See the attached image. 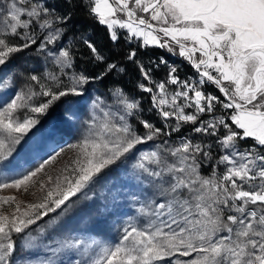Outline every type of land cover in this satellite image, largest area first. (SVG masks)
Listing matches in <instances>:
<instances>
[{"label": "snow or ice", "instance_id": "1", "mask_svg": "<svg viewBox=\"0 0 264 264\" xmlns=\"http://www.w3.org/2000/svg\"><path fill=\"white\" fill-rule=\"evenodd\" d=\"M68 2L71 7L72 0ZM0 3V66H6L14 54L37 45L34 26L52 28L53 20L49 17L55 10L38 0ZM88 11L107 27L113 42L119 39L115 30L118 26L126 30V41L142 38V46L164 48L190 63L198 77L195 82L181 81L175 66L168 69L166 83L179 85L181 91L168 93L164 82L155 85L159 96L153 94V87L143 83L138 87L153 94L151 101L157 115L177 122L173 131L179 132L181 124H190L195 133L212 137L219 133L222 138L218 137V142L228 154L218 161L224 166L223 172L217 176L213 171L210 177L199 173L197 162L200 157L207 159L210 152L192 139L185 138L179 147L168 150V155L175 158L171 163L157 152L142 156L137 169L152 178L158 194L165 198L148 213L154 219L143 228L129 224L119 242L112 246L102 245L96 239H76L61 248L82 249V255H87L96 246L99 251L95 258L83 264H264V0H88ZM138 12L147 14L148 19L137 15ZM118 14L126 18H118ZM70 18L57 15L56 21L66 25ZM61 35L60 28L48 33L39 49H46ZM83 43L96 62L104 63L105 57L91 40ZM196 53L200 54L198 60ZM136 57L134 50L126 54L132 62ZM72 60L68 50H61L56 63L71 67ZM161 63L167 62L161 59ZM137 66L143 78L151 81L150 72L143 65ZM116 70L124 71L115 62L106 63L94 77L73 75L66 88L59 87L63 83L59 77L51 76L57 89L41 84L43 96L50 99L32 107L31 113L44 114L54 101L82 95L83 87L93 79L102 80ZM31 80L39 82L35 75ZM207 83L214 84L224 99L203 91L202 86ZM122 103L129 113L139 108L134 101ZM25 106V94H19L0 108V170H14L15 146L37 123L30 116L14 118L17 109ZM217 106L224 110L222 115L201 120L202 115L213 113ZM186 108L193 111L186 114ZM140 123L147 130L144 136L138 135L127 122L105 124L96 138L73 146L79 149L74 167L65 169L69 174L63 176L62 182L57 177L54 187L47 190L39 203L28 204L23 211L15 203V212L10 216L0 212V264H17L14 234L25 233L30 225L58 209L67 211L75 203L72 198L79 199L78 194L86 196L105 169L164 131L146 119ZM248 138L253 140V146L242 149L238 142ZM57 155L38 163L34 169L20 172L11 182L0 178V189L27 191L29 185L39 183L43 190L44 181L35 178L45 172ZM145 161L158 169H150ZM52 179L47 176L48 181ZM15 201L14 196L0 197V207ZM34 240L31 236L22 238L19 250L31 249ZM61 248L52 249L53 256ZM181 256L191 258L181 261ZM76 264H81L80 260Z\"/></svg>", "mask_w": 264, "mask_h": 264}, {"label": "rangeland", "instance_id": "2", "mask_svg": "<svg viewBox=\"0 0 264 264\" xmlns=\"http://www.w3.org/2000/svg\"><path fill=\"white\" fill-rule=\"evenodd\" d=\"M74 1H79L89 14L88 0H72V3ZM32 2L36 3L37 0H32ZM38 2L50 5L55 10L54 14L49 17L53 20L52 28L40 29L34 26L33 34L37 38V45L14 54L6 66H0V108L6 106V102H10L16 95L25 94L26 106L17 109L13 114L14 118L23 119L30 116L36 119L37 123L24 136L21 143L15 146L12 165L14 170H0V178L11 182V179L17 178L20 172L34 169L43 160L50 159L57 153L59 155L55 161L46 166L44 173L35 178L44 181L43 190L39 183L29 185L27 191L23 188L20 190L0 189V197L14 196L16 198L14 203L0 207V212L10 216L15 212V203L20 204L21 211L25 210L28 204L39 203L47 190L54 187L57 177H60L62 182L63 176L69 174L65 169L74 167L73 161L77 159L79 149L73 146L96 138V134L103 130L105 124L122 125L127 122L141 136L147 132L140 123L141 120L146 119L156 127L164 129L161 134L137 145L130 154L122 157L109 169H105L97 182L87 191L86 196L78 194L79 199L72 198L75 203L71 204L67 211L61 212L58 209L56 213H49L48 216L30 225L25 233L14 234L18 245L17 264H46L50 260L52 264H76L77 260L83 264L85 260L90 261L95 258L99 251L96 246H93L87 255H82V249L61 248V245L74 242L76 239H84L86 242L96 239L102 245L112 246L119 242L123 229L129 224L141 228L146 227L147 223L154 219L148 213L155 208L156 203L165 199L158 194L152 178L137 169L136 165L142 156L157 152L171 163L175 158L168 155V150L179 147L185 138L192 139L194 143H200L206 151L210 152L207 159L200 157L197 161L199 173L210 177L213 171L217 176L223 172L224 166L218 161L220 156L228 154V150L220 146L219 133L217 137L195 133L190 124H181L179 132L173 131L177 122L174 119L163 120L157 115L158 110L152 106L151 96L153 94L159 96L155 85L166 83L169 67H176V74L181 81L195 82L198 79L195 70L185 58L157 46H142V38L126 41L124 39L126 30H121L117 26L115 30L119 36L118 41H124L126 46H133L132 51H136L137 57L135 62L128 60L127 65L119 61H111L112 58L107 54L103 42L94 35L93 31L99 23L93 17L91 18L92 27L84 25L79 27L66 6L62 4V2L69 4L68 0H38ZM2 6L0 3V7ZM57 15H69L71 18L65 25L56 21ZM137 15H144L148 19L147 14L138 12ZM118 18L125 19L126 17L118 14ZM152 23L156 24V22ZM99 25L109 33L106 26ZM57 28L62 29L60 38L55 43L48 44L46 49H39V43L48 33ZM85 40H91L95 44L99 53L105 57L104 63H98L93 59L90 50L83 43ZM154 49L159 50L161 54L157 55ZM61 50L70 52L73 58L71 67L56 63ZM195 58L198 60L200 54L196 53ZM161 59L167 63H161ZM111 62L118 64L124 71L111 72L102 80L93 79L83 87L82 95L54 101L44 114L31 113L32 107L39 106L50 99L43 96L41 84L54 91L57 89L56 81L52 80L51 76L59 77L63 82L59 87L66 88L70 85V78L73 75L83 73L94 77L101 72L106 63ZM138 64L143 65L150 72L151 81L143 78ZM110 74L112 76L108 77ZM33 75L38 77L39 82L31 80ZM213 75H216L214 71ZM141 83L153 87L154 93L149 94L140 89L138 85ZM166 89L168 93L182 90L179 85L168 83H166ZM202 90L224 99L214 84L207 83L202 86ZM123 100L137 102L139 108L129 113L122 103ZM190 111L193 110L185 109L186 114ZM223 112L224 110L217 106L213 113L202 115L201 120H211L215 116L222 115ZM121 116L125 118L123 121L120 119ZM250 139L239 141V146L242 149L253 146L254 142L246 143ZM145 163L150 169H158L157 165L148 164L147 161ZM49 175L52 176V181L47 180ZM141 208L145 211L141 212ZM28 236L35 237L32 248L20 251L22 238ZM54 248H61L55 256L52 254ZM21 256L24 259L21 260ZM190 258L179 257L181 261ZM172 259L175 260L176 257Z\"/></svg>", "mask_w": 264, "mask_h": 264}, {"label": "trees", "instance_id": "3", "mask_svg": "<svg viewBox=\"0 0 264 264\" xmlns=\"http://www.w3.org/2000/svg\"><path fill=\"white\" fill-rule=\"evenodd\" d=\"M62 4L66 6V9H68L71 17L74 18L75 23L79 25V27H81L82 25H84L85 27L93 26V21L91 20L92 16L83 9L79 1H74L71 7L69 4H64L63 2ZM93 32L94 35L97 36L98 39L103 42V45L106 47L107 54L112 58L111 61H119L123 63V65H127L128 60L126 59V54L129 51H132L133 46H126V43L124 41H118L117 43H114L109 38V33L107 32V30L99 24L96 25L95 30ZM153 51L157 55L161 54L159 50L154 49ZM111 76L112 74H110L108 77ZM120 79L124 80V78ZM246 143H253V140H247Z\"/></svg>", "mask_w": 264, "mask_h": 264}, {"label": "water", "instance_id": "4", "mask_svg": "<svg viewBox=\"0 0 264 264\" xmlns=\"http://www.w3.org/2000/svg\"><path fill=\"white\" fill-rule=\"evenodd\" d=\"M157 34H159V33H157ZM160 35V34H159Z\"/></svg>", "mask_w": 264, "mask_h": 264}]
</instances>
